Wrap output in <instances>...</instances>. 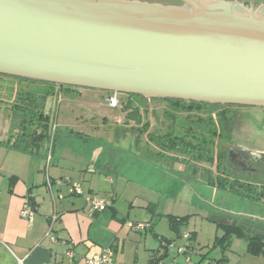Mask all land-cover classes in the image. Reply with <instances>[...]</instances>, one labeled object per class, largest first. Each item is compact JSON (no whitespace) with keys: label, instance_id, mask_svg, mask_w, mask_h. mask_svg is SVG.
<instances>
[{"label":"crops","instance_id":"obj_1","mask_svg":"<svg viewBox=\"0 0 264 264\" xmlns=\"http://www.w3.org/2000/svg\"><path fill=\"white\" fill-rule=\"evenodd\" d=\"M250 1L264 9V0ZM72 91L77 92L68 90V93ZM56 93L52 99L47 96L42 107L43 116L48 118L47 138L27 148H22L24 143L15 145L16 137L28 130L38 134L42 126L27 125L25 112L30 111L23 107L6 105L2 110L0 264H68L64 255L67 248L73 250L76 264H84V255L107 247L113 250L114 264H152L160 253L164 256L161 238L177 241L180 238L170 229L167 220L159 215V220L155 218L151 206L159 207L160 200L170 195L181 198L186 172L194 186L189 202L191 215L182 228L193 234L192 254L200 262L206 259L205 264H264V253L250 254L244 237L232 235L224 250L214 245L225 234L220 224H235L245 234L260 235L264 241L261 204L219 188L214 183L219 175L214 166L169 153L166 145L153 136L147 137V132H144L148 140L145 143L141 138L143 127L132 128L133 124L122 123L121 117L114 122L107 117L100 120L96 112H87L76 104L77 100L67 96L62 101L70 102L61 107L62 101L54 104V98L62 96V87ZM14 112L16 122L8 124ZM61 129L67 130V134L59 136ZM132 133L135 142L151 149V155L134 154L118 146L120 140L126 143ZM151 141L153 149L148 145ZM46 176L53 180L67 177L80 183L85 194L105 199L107 207L92 211L84 196L68 194L66 185L53 184L51 193L45 183ZM59 193L64 197L58 198ZM27 198L35 207L31 221L20 216ZM54 211L58 217L51 231L60 242L45 235L49 216ZM148 220L151 225L145 230L127 225L128 221ZM169 250H166V259H169Z\"/></svg>","mask_w":264,"mask_h":264},{"label":"water","instance_id":"obj_2","mask_svg":"<svg viewBox=\"0 0 264 264\" xmlns=\"http://www.w3.org/2000/svg\"><path fill=\"white\" fill-rule=\"evenodd\" d=\"M178 1L0 0V74L264 108V11Z\"/></svg>","mask_w":264,"mask_h":264},{"label":"rangeland","instance_id":"obj_3","mask_svg":"<svg viewBox=\"0 0 264 264\" xmlns=\"http://www.w3.org/2000/svg\"><path fill=\"white\" fill-rule=\"evenodd\" d=\"M147 1H154L160 3H169L170 0H147ZM43 85L40 82H31L30 80H23L19 77L15 76H2L0 75V127H3V117H2V110L6 105H14L16 103H24L25 97H27V92L35 93L38 92ZM62 87V96L54 98V101L59 102V100H64L63 97L67 96L70 98H74L76 104L80 105L83 109L87 112H96L97 116L101 120L103 117H107L108 120L114 122L116 119L121 117V122L130 121L133 124L132 128L141 129L143 134L141 136L142 140L146 143V133L145 128L147 129L146 132H150L152 136L156 139L157 142H163L166 144L168 142V137L172 140H176L179 143H182L183 135L186 134L184 130H189L190 127L201 128V124L198 121L193 120L197 118H206L211 117L213 111L216 110V107L213 108L212 106H206L200 109H193L191 111H187L186 108L184 109L182 106L183 104H179L180 108L173 109L172 101L165 100L162 98H144L141 101L131 99L126 93H120L119 99L120 104L116 108H112L107 106L106 104V95L109 91L99 90L95 88H88V87H78V86H71V85H57L56 90ZM68 90H77L73 91L69 94ZM78 90H84V93H78ZM87 92V94H86ZM57 94V93H56ZM54 94V95H56ZM50 95L49 98L52 99ZM132 96H137V94H131ZM38 98L39 102H41V98L38 97V94H35V98ZM27 100V99H26ZM26 102V101H25ZM70 101H62L60 106L68 103ZM25 104V103H24ZM135 106V108L133 107ZM178 106V105H177ZM60 107V110H61ZM175 107V106H174ZM240 108L237 106H230L228 109L229 112L239 111ZM215 112V111H214ZM16 112L12 113L9 117L8 124L10 122H16L15 119ZM230 114V113H229ZM9 115V114H6ZM31 114H27L30 116ZM2 117V118H1ZM59 118V116H58ZM240 126L236 129L226 131V135L222 136L223 140L228 141L231 139L232 141L243 143L246 146L250 147H257L264 149V110L262 107L256 106H242L241 113L238 118ZM144 124V125H143ZM146 124V125H145ZM62 135L67 134V130L61 129ZM196 132L191 129L190 133ZM134 133V132H133ZM133 133L128 137L127 142L122 144V140L118 146L124 151H128L138 155L144 154H152L153 152L147 146H141L140 143L135 142L133 137ZM176 136V137H175ZM123 137V136H121ZM120 137V138H121ZM106 138V137H103ZM206 141L208 142V136L205 137ZM1 139V138H0ZM203 138L193 139L192 136L184 137V140L190 141L191 143H199L202 142ZM214 142L216 145L212 144L209 147L211 153L216 152V148L218 147L217 143H223L218 139V136H215ZM44 144V142H42ZM119 143V142H117ZM209 143V142H208ZM148 144V143H147ZM148 145L153 149L154 143L151 141ZM180 145V144H179ZM169 153H175L178 155H183L185 158H196L193 155H187L182 153L180 150H175L171 148H167ZM216 155V154H215ZM205 165L213 166V162L211 160L202 161ZM216 162V160H215ZM168 171L170 168L165 167ZM185 181L182 190L181 198L174 199L172 195L170 197H165L160 200L159 207L154 208L151 206V209H154L156 219L162 218L167 220L168 214L177 215V216H185L190 213L189 202L191 196L193 194L192 190V180L187 179L189 173H184L183 175ZM170 190V189H169ZM170 193V191H169ZM255 203L261 204L264 207V200H254ZM125 204V203H124ZM161 208V210H159ZM164 208V211H162ZM159 215V218H158ZM191 214H189L190 216ZM168 221V220H167ZM153 222V219H152ZM151 223V221H150ZM149 229V228H148ZM150 233V232H149ZM169 256L171 257L174 255V249L169 250ZM191 260L193 262L198 261V257L195 254L191 255ZM179 262L184 264V258L179 257ZM207 262L206 259H203L200 263L205 264ZM260 264V263H259ZM263 264V262L261 263Z\"/></svg>","mask_w":264,"mask_h":264},{"label":"flooded vegetation","instance_id":"obj_4","mask_svg":"<svg viewBox=\"0 0 264 264\" xmlns=\"http://www.w3.org/2000/svg\"><path fill=\"white\" fill-rule=\"evenodd\" d=\"M231 2L235 0H229ZM243 2L245 5H248L253 8H259L264 11L262 7H259L250 0H237ZM169 3L175 4L180 3L178 0H170ZM133 100H139L146 98L144 96L137 95L132 96L127 94ZM150 99V98H148ZM167 100V99H165ZM170 101V100H169ZM183 104V108L187 111L193 109H200L206 106L216 107V110L213 111L211 117L206 118H197L193 119L198 121L201 124V128L190 127L189 130H184L186 132L183 135L182 143H179L176 140H172L168 137V142H166L167 147L175 150H180L182 153L187 155H193L196 160H211L213 166L217 171H226L231 176L239 177L243 180H254V181H263L264 180V149L257 147L246 146L243 143L235 142L229 139L228 141L223 140L222 136L226 135V131L236 129L240 126L239 116L241 113L242 106L245 105H236V104H212L205 102H194V101H185L180 100L179 104ZM179 104H173V109L180 108ZM188 106V107H186ZM230 106H237L240 108L239 111L229 112L228 109ZM135 108V106H133ZM264 110V108H262ZM230 113V114H229ZM144 125V124H143ZM146 125V124H145ZM194 130L196 132L190 133ZM147 129L145 128V132ZM192 136L193 139L203 138L202 142L191 143L190 141L184 140V137ZM208 136L209 143L206 141ZM215 136H218L220 141L223 143H217L218 147L216 152L211 153L209 150L210 145L216 143L214 142ZM228 136V135H226ZM147 137H152V134L147 132ZM176 137V136H175ZM208 154L211 157H208ZM216 154V155H215ZM216 160V162H215Z\"/></svg>","mask_w":264,"mask_h":264},{"label":"trees","instance_id":"obj_5","mask_svg":"<svg viewBox=\"0 0 264 264\" xmlns=\"http://www.w3.org/2000/svg\"><path fill=\"white\" fill-rule=\"evenodd\" d=\"M2 76H7L0 74ZM23 80H29L25 78H21ZM31 82H40L42 83L43 87L40 88V90L35 93L27 92V97L24 99V103H16L14 105H18L20 107H23V110L30 111V116H27L25 112V123L27 125H31L33 123H37L42 126V129L40 133L36 134L35 131H24L22 134L18 135L15 139V145H18L19 143H24L22 148H27L28 145L31 143L46 139L47 138V130L46 127L48 126V118L46 116H43L42 107L44 106V100L47 96L56 94V86L58 84L49 83V82H42V81H36V80H30ZM38 94V97L41 98V102H39L38 98H35V94ZM138 95V94H137ZM141 96V95H140ZM27 99V100H26ZM167 100H170L174 102L176 105L179 104V99H170L166 98ZM26 101V102H25ZM188 107V106H186ZM25 124V125H26ZM19 144V145H20ZM218 176L215 178L214 183L221 189L228 190L232 192L233 194H237L249 199L253 200H264V180L263 181H254V180H243L236 176H231L226 171H218ZM168 224L170 229L175 233L176 237L181 238V234L183 230H187L186 228H182L188 221L189 215L185 216H177V215H171L168 214L167 216ZM223 229L225 230V234L220 238L217 239L214 242V245H219L221 249H226L229 245V241L232 235L238 236V237H244L247 241V251L252 255H260L264 253V241L263 237L260 235H247L245 232L237 225L235 224H220ZM188 231V230H187ZM190 234V240L193 237V234H191L190 231H188ZM172 240L176 239H166L161 238L162 245H165V243H168ZM193 248V247H192ZM206 254H203L202 257H205ZM157 257H155L152 261ZM203 259V258H202ZM152 262V263H153Z\"/></svg>","mask_w":264,"mask_h":264},{"label":"built area","instance_id":"obj_6","mask_svg":"<svg viewBox=\"0 0 264 264\" xmlns=\"http://www.w3.org/2000/svg\"><path fill=\"white\" fill-rule=\"evenodd\" d=\"M119 94L120 92L117 91H109V93L105 98L107 106L112 108L118 107L120 104ZM53 128H55V126H53ZM45 183L46 186L51 191V193H52V186L53 184H55L57 186L66 185L68 194L70 195H83L86 204L94 212L101 211L107 207V202L105 199L90 194H85L80 183L72 182L67 177L56 178L53 180L48 176H46ZM63 197H64L63 194L61 193L58 194V198H63ZM34 214H35L34 204L28 198L25 199L20 209V216L28 221H31ZM57 217H58V213L56 211H54L49 216V228L46 231L45 235H48L49 238L53 241L60 242L56 240V238L52 235V231H51L52 225L56 221ZM127 225L129 227H135L139 230H145L151 225V223L149 220L137 221V222L128 221ZM189 238H190L189 232L187 230H183L180 241L172 240L168 243H165L164 245L167 248V250L171 248L174 249V255L169 257V259H166L165 256H163L160 253L152 264H182L179 262V257L184 258V264H201L200 261L193 262L191 260L193 248ZM62 243H65V241H62ZM64 255L68 259V264H76L74 258V252L71 248H67L64 252ZM83 263L84 264H114L113 250L112 248L107 247L101 250L100 252L93 254H86L83 256Z\"/></svg>","mask_w":264,"mask_h":264}]
</instances>
